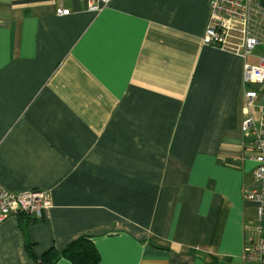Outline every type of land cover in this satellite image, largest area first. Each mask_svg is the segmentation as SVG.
I'll return each mask as SVG.
<instances>
[{
  "label": "crops",
  "instance_id": "1",
  "mask_svg": "<svg viewBox=\"0 0 264 264\" xmlns=\"http://www.w3.org/2000/svg\"><path fill=\"white\" fill-rule=\"evenodd\" d=\"M211 2L0 0V184L52 199L44 219L0 223V264H43L83 236L100 264H251L246 195L264 183L244 60L203 42ZM263 58L264 43L246 61Z\"/></svg>",
  "mask_w": 264,
  "mask_h": 264
},
{
  "label": "built area",
  "instance_id": "2",
  "mask_svg": "<svg viewBox=\"0 0 264 264\" xmlns=\"http://www.w3.org/2000/svg\"><path fill=\"white\" fill-rule=\"evenodd\" d=\"M87 9L100 13L109 7L112 0H83ZM71 11L59 6L58 16H68ZM205 46L220 48L244 60L243 63V109L246 118L242 131L255 138L252 144L253 160L256 163L254 178L264 183V113L258 119L254 111L260 90L264 85V58L258 65L246 60L255 54L264 43V6L260 0H212L210 19L203 38ZM246 198L258 204L256 227L246 230L261 234L257 245L247 249L243 261L263 264L264 261V187L252 191ZM52 208L50 193L44 190H30L25 193L6 191L0 184V223L20 214H30L37 220L48 216Z\"/></svg>",
  "mask_w": 264,
  "mask_h": 264
},
{
  "label": "trees",
  "instance_id": "3",
  "mask_svg": "<svg viewBox=\"0 0 264 264\" xmlns=\"http://www.w3.org/2000/svg\"><path fill=\"white\" fill-rule=\"evenodd\" d=\"M21 222L26 217L27 225H30L36 219L30 214H20ZM35 244L30 241L27 242L26 250L33 257V249ZM61 259H67L72 264H100L101 255L98 251L95 243L92 238L89 236H83L66 246L62 251L57 250L56 248H51L45 252L40 262L43 264H56Z\"/></svg>",
  "mask_w": 264,
  "mask_h": 264
}]
</instances>
